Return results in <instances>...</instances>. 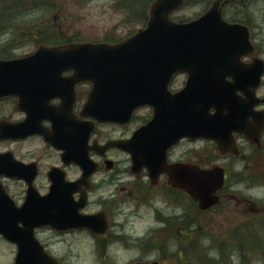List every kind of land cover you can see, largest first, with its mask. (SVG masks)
Returning a JSON list of instances; mask_svg holds the SVG:
<instances>
[{"label": "water", "instance_id": "1", "mask_svg": "<svg viewBox=\"0 0 264 264\" xmlns=\"http://www.w3.org/2000/svg\"><path fill=\"white\" fill-rule=\"evenodd\" d=\"M227 1L213 0L199 17L176 22L170 14L183 0H153L145 26L119 42L40 46L27 56L0 59V97L17 96L18 106L27 113L19 123L0 121V140L39 133L64 150L66 161L79 163L87 175L91 169L82 147L92 124L71 121L67 116L75 99L73 85L88 80L93 87L80 111L84 116L124 123L134 108L145 104L152 107L150 120L129 138L105 145L127 151L133 172L146 167L152 178L166 172L169 184L185 190L200 208L215 204L224 179L221 166L201 167L186 161L168 164L166 157L168 148L182 137L210 139L219 149H232V132L248 133L245 123L239 126V117L246 111L241 109L236 89L249 98L246 108L255 119L253 134L262 129L264 114L253 106L260 101L255 89L260 84L263 60L249 65L244 72L248 81L224 80L226 75H235L238 56L251 50L246 30L221 17V6ZM67 69L73 73L63 77L61 73ZM179 72L187 73L186 82L171 91L168 84ZM246 84L252 87L249 91L243 88ZM54 96L61 98L59 107L49 104ZM43 119L51 121V132L40 125ZM56 171L49 173L52 185L48 195L41 197L32 185L34 166L13 160L8 152L0 153V175L24 178L28 184L25 201L19 207L0 184V233L17 244L15 264H56L33 236L34 227L39 225L67 228L58 215L61 211L50 206L49 199L61 184V177L56 175L62 174ZM91 228L102 232L105 225L100 221Z\"/></svg>", "mask_w": 264, "mask_h": 264}, {"label": "flooded vegetation", "instance_id": "2", "mask_svg": "<svg viewBox=\"0 0 264 264\" xmlns=\"http://www.w3.org/2000/svg\"><path fill=\"white\" fill-rule=\"evenodd\" d=\"M247 1L250 0H233L230 2L228 7L232 11V15L229 16L227 14L228 18L225 19L230 22L240 23L248 28L249 39L254 49L252 51L246 50L238 56V64L234 69L235 75H226L224 77L227 82L248 81V77L244 76V72L246 70L248 72L249 64L255 57L264 58V38L260 33V27L264 23V13L258 17L260 13H253L250 3L247 4ZM255 14L257 15V20ZM8 43L9 41L4 43V45ZM71 72V70H67L63 72V76H68ZM185 78L186 76H184V81ZM91 88L92 84L87 81L74 84L76 100L69 112L70 115L67 116L71 121L73 117L76 120L83 119L79 114V109ZM243 88L249 91L251 87L246 84ZM259 88L264 90V73ZM235 94L238 97L241 109L246 111L239 117L242 121L239 126H244V123L245 127L248 124L252 125L254 117L251 114H247L246 108L249 98L241 89H236ZM260 97L264 98V91ZM3 102H6L8 111L6 113L3 112L4 106L0 105V119L12 122L23 119L25 112L17 108L16 97L0 98V104ZM60 102L61 99L58 96L50 100V103L55 106H59ZM145 108H147V113H138ZM255 108L264 111V99L260 100ZM58 111L63 114L67 112L63 109H58ZM15 114L17 117H14ZM150 117L151 109L148 106L134 109L130 120L124 124L98 122L91 117H85V121L93 122L89 140L85 142L82 148L83 153L87 154L86 156L93 159L96 163V170L90 175H81V168L73 161L65 163L62 160L61 151L45 143L39 135L34 136L41 140L40 149L27 145V140L30 136L0 141L12 146L0 149L1 151L10 150L18 160L36 162L37 175L34 179V186L41 197L46 196L49 191L51 180L48 176V170L52 166H57L64 171L60 187L49 200L51 207L61 211L58 215L67 228H56L50 224H44L33 230V234L43 250L55 259L56 264L67 263L63 262L64 256H55L51 240L69 241L72 238V241H75L79 236L89 239L92 243L94 242L96 245L93 250L95 257L101 260L108 259L107 264H114V257L109 256V251L114 244H120L122 249L125 250L135 248L139 251L136 257L123 264L151 260H157L160 264H168L169 262H166V259H169V232L170 234H175L171 235L170 238L176 247L182 241L188 243V246L184 243L187 253H173L172 255L178 258L172 259L174 261L170 264H203L204 261L201 258L204 257L205 251L200 244L206 241V236L201 231L203 224L199 221L197 214L203 213L204 210H197L196 213H191L187 205H182L180 206L183 210L182 214H169V177L166 174L161 173L152 178L145 169L138 173H133L129 168V156L122 149L112 146L97 150V147L107 140L129 137L133 130L145 124ZM136 122L139 123L135 124ZM43 125L50 127V122L44 121ZM130 125H134L131 130H129ZM233 136L235 139V150L233 151H217L212 142H207L214 147L218 161H224L226 164L242 161L248 163L239 170L227 172L225 169V175L227 177L228 175L232 176L228 178L227 182L224 181V187L219 192V203L213 209L226 204L224 195L228 192L227 190L231 189L230 186L232 185H229L230 183H236L240 180L250 182V185L259 184L260 182L264 183V177L257 178L260 175H264V126L256 138L250 131H248L247 136L244 133L235 132H233ZM87 145L89 148H87ZM175 147L170 151V155L169 150L167 151L168 162L169 159H181L184 154L181 153V157H179V154L174 153ZM43 156L52 159V162L45 169L41 168ZM252 160H254L251 166L254 168L253 171H251V168H247ZM70 173L73 175H70ZM40 180H45V183H40ZM0 183L16 206H20L24 202L27 193V185L24 180L16 177L0 176ZM260 204L263 210L260 214L249 217V219L253 218L249 220V223L255 222L257 225L264 223V203ZM143 214L152 216L153 225H150L143 233H137L133 225V219L141 218ZM100 221L105 225L104 231L93 232L91 227L98 226ZM83 222L86 224H83ZM245 223H248V221H245ZM74 224L76 225L74 226ZM0 240L12 246L13 261L16 245L1 235ZM232 241L233 237H230L229 248L225 250L226 256L231 260L235 256ZM217 243L220 245L221 241ZM193 249L203 250L204 252L201 253L203 256L194 257L191 253ZM71 253V251L68 252V256ZM181 254L185 257L182 258ZM191 261L194 262L191 263Z\"/></svg>", "mask_w": 264, "mask_h": 264}, {"label": "rangeland", "instance_id": "3", "mask_svg": "<svg viewBox=\"0 0 264 264\" xmlns=\"http://www.w3.org/2000/svg\"><path fill=\"white\" fill-rule=\"evenodd\" d=\"M211 1L212 0H210L209 3L191 2L186 4L174 12L173 17L182 16L185 20L196 18L209 6ZM120 2L121 0H84V2H80V0H43L41 7L37 8L38 11H25L26 13L24 14L17 8H14V12L11 13V18L6 20V23L9 25V29H7L8 34L3 31L6 30L8 26L6 23L2 22L3 28L0 29V45L4 44L6 39L12 37L11 42H13V44L21 43V41L25 42H22L20 45L16 46L15 49L13 48L10 51L14 56L32 52L34 50V46L31 43L32 36H24L23 32H31L34 34L36 31L32 29H37L35 26H39L43 23L48 25L53 35H61L65 39L74 38L83 40L85 38H89L87 40L100 41V39H104L106 37V34L112 35L116 37V39L124 37L128 34V28H125L123 25V20L125 21V18L123 19L121 8L117 6ZM133 2L137 7H140L143 5L145 0H133ZM20 3L23 8L29 6L28 4L23 5V0H21ZM248 3H250V8L253 10V13H260L258 14V17L263 15L264 0H250L247 1V4ZM229 9L230 8H228L226 12L229 11ZM228 15L231 16L232 11H230ZM255 18L257 20L256 14ZM140 26L141 25L139 24L131 25L129 29L130 33H133ZM77 31H79V34H77ZM260 33L264 38V23L260 27ZM183 81L184 74L175 75L171 81L170 88L173 90L180 88L183 85ZM261 91H264L263 88H260L258 93H262ZM0 105L4 106L3 112L6 113L8 111L6 102L1 103ZM146 109L147 108L141 109L138 113H147ZM15 116L17 117L16 114L14 117ZM138 123L136 122L135 124ZM133 127L134 125H130L129 130ZM27 141V145L29 147L33 146L40 149V145H42L41 140L38 137H31ZM178 144L179 145H177L174 149V153L179 154V157H181V153H184V159L188 160L191 156L189 160L192 162L194 161L192 157H194V154L196 153L206 157L205 150H199L208 146V143H205V141H190L183 139ZM7 147L10 148L12 146L11 144L0 142V149ZM253 161L254 160H252L250 163L251 165L249 164L247 167L248 169L251 168V171L254 170V168L251 167ZM51 162V158L43 156L41 160V168L43 167V169H45ZM214 164L221 165L227 172H230L236 169H242L248 163L242 161L239 163L231 162L226 164L224 161L216 160L211 165ZM70 175L73 174L70 173ZM263 177L264 175H260V177L257 178ZM254 178L256 177L254 176ZM39 182L45 183V180H40ZM241 183L244 185L243 188L238 187ZM260 183L250 185V182H244L242 180L236 183L232 182L229 184L232 185L230 186L231 189L227 190L228 192L224 195L226 204L216 207V209H210L197 214L199 221L203 224L201 230L202 233H205L204 235L210 239L203 242V246H209L210 244L215 246V243L218 246L217 242L219 241H223L224 245L229 244L230 235L232 234L235 226L238 229L244 225L247 218L255 214H260L263 210L260 203H264V196H257L247 191V189L264 186V183ZM170 195L173 194H169V214H182V207L176 206L175 204L183 205V203H174V200L171 199ZM133 225L137 233H143L145 229H147L150 225H153V218L149 214H143L141 218L133 219ZM242 229H244L240 232L242 236L248 235L245 240V243L247 242V246L253 247V243L255 241H253L252 238H254V234L264 241V223H261L260 225L251 224L247 229ZM252 231H254L253 234L249 235ZM82 237L83 236L77 237L75 241H72V238L69 239V241H57L56 239L51 240L55 256H64L63 262L67 264H107L108 259L101 260L100 258L95 257L93 250L96 245L94 242L92 243L89 239H84ZM171 249H169V251H172ZM11 250V245L0 240V264H12ZM70 251L72 253L68 256V252ZM138 252L139 251L135 248L125 250L122 249L120 244H114L109 251V256L114 257V264H123L136 257ZM246 254L250 257L248 264H264V252L257 254L254 252L253 248H250ZM181 256L182 258L185 257L183 254H181ZM228 260L229 258H227V261ZM173 261L174 260L172 259H166V262L169 263ZM193 262L194 261H191V263ZM223 262L224 260H221L219 263L223 264ZM230 262L231 264H239V258L235 255L233 256V260L230 259Z\"/></svg>", "mask_w": 264, "mask_h": 264}, {"label": "trees", "instance_id": "4", "mask_svg": "<svg viewBox=\"0 0 264 264\" xmlns=\"http://www.w3.org/2000/svg\"><path fill=\"white\" fill-rule=\"evenodd\" d=\"M21 0H7L6 2H1L0 1V21H4L6 19H10L11 18V15L9 13H11L14 8L16 7H20L21 3H20ZM27 1V2H25ZM152 0H145V2L143 3L142 6L140 7H137L133 0H121L120 4H118L117 6L119 8H121L122 10V14H123V19L125 18V21L123 20V23L125 24V28H128V34L130 33V27L131 25H135V24H139V25H144L145 24V21L147 19V9H148V6H149V3L151 2ZM210 0H185V4H189L191 2H206V3H209ZM23 5H29L28 7L26 8H21L22 10L24 9H28V10H31V9H37V7H41V5L43 4V0H24L23 1ZM80 2H84V0H80ZM25 11V10H24ZM32 11V10H31ZM175 20H178V21H182L184 20V18L182 16H176L174 18ZM39 40L38 42H52L54 43L55 41L59 40L58 37H55L52 33H48V30L42 34V35H39L38 36ZM116 37L112 36V35H107L106 34V37L105 39L106 40H110V41H113L115 40ZM65 40V39H63ZM9 54V51L6 50V49H3L0 51V55H7ZM205 154H206V157H203V155L199 154V153H196L194 157H192V159H195V161L203 164V165H209L211 164V162L214 161V156H213V153H212V150L207 148L205 150ZM190 159V157L188 158ZM174 189H171L169 188V194H173V195H170L171 199L174 200V203H179V202H182L183 204L187 205L188 206V209H190L191 213H193L192 209L195 208V203L183 192L181 191H175ZM177 205H180V204H177ZM196 209V208H195ZM242 227V226H241ZM236 228V229H233L232 231V235L234 236V240L232 241L233 243V251L238 254L239 256V264H248V262L250 261V257L246 254V252H248L250 250V248L254 250L255 253L257 254H261L262 252H264V241L258 237L257 235L254 234V243H253V247L252 246H247V242L245 243V240L247 238V236H242V234L240 233L241 231H243L244 229L242 228ZM254 231L251 232V234L249 235H252ZM239 234V236H242V237H239L238 235L235 236V234ZM170 234V232H169ZM187 246H188V243H186ZM179 248H177L176 252H183V253H187L186 250L187 248L184 246V244H182V242H180L178 244ZM247 246V247H245ZM218 250V249H217ZM215 250L212 246L210 247L209 251L212 252V253H216L217 257H211L209 255H204L205 257V261L203 262V264H216L214 263L216 260L215 258H221L224 253V249L222 250ZM214 251V252H213ZM192 255L194 257H197V249H193V251L191 252ZM199 256H203V254L200 253Z\"/></svg>", "mask_w": 264, "mask_h": 264}, {"label": "clouds", "instance_id": "5", "mask_svg": "<svg viewBox=\"0 0 264 264\" xmlns=\"http://www.w3.org/2000/svg\"><path fill=\"white\" fill-rule=\"evenodd\" d=\"M238 187L243 188V183L238 185ZM247 191L257 196H264V186L247 189Z\"/></svg>", "mask_w": 264, "mask_h": 264}]
</instances>
